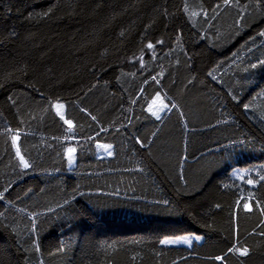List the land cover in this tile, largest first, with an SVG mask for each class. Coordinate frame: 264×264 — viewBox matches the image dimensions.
I'll return each instance as SVG.
<instances>
[{
	"label": "trees",
	"instance_id": "16d2710c",
	"mask_svg": "<svg viewBox=\"0 0 264 264\" xmlns=\"http://www.w3.org/2000/svg\"><path fill=\"white\" fill-rule=\"evenodd\" d=\"M0 264H264V0H0Z\"/></svg>",
	"mask_w": 264,
	"mask_h": 264
},
{
	"label": "rangeland",
	"instance_id": "374dc122",
	"mask_svg": "<svg viewBox=\"0 0 264 264\" xmlns=\"http://www.w3.org/2000/svg\"><path fill=\"white\" fill-rule=\"evenodd\" d=\"M169 102L166 98V96L159 91L155 97L151 100L149 105V112L156 118H162L165 113L167 112ZM57 112L61 115V117L64 118L66 123L69 125L72 124V121L67 118L65 114V104L64 102H56L55 104ZM14 146L17 150L18 156L22 162V165L24 168L29 167V164L26 160V158L22 155L20 150V137L16 136L14 138ZM109 149V150H108ZM98 150L101 156L110 155L112 153V145L111 144H98ZM67 157H68V164L70 168H73L77 163V150L74 145H70L67 148ZM27 164V167L25 166ZM233 175L236 177H242V175L245 173L244 169L241 168H235L233 170ZM201 236L197 234H185L180 236H174V237H166L163 239V241H174L173 243H164V245L168 246H187L192 247L194 245L195 241H200Z\"/></svg>",
	"mask_w": 264,
	"mask_h": 264
},
{
	"label": "snow or ice",
	"instance_id": "6c2138e0",
	"mask_svg": "<svg viewBox=\"0 0 264 264\" xmlns=\"http://www.w3.org/2000/svg\"><path fill=\"white\" fill-rule=\"evenodd\" d=\"M25 166L27 167V164H25ZM164 243H173L174 241H163ZM243 254H247V250L244 251Z\"/></svg>",
	"mask_w": 264,
	"mask_h": 264
}]
</instances>
